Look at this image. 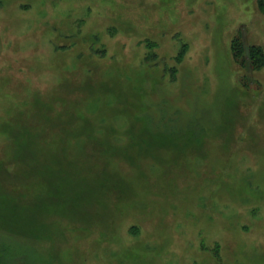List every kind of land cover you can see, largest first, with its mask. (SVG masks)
I'll return each instance as SVG.
<instances>
[{
    "label": "rangeland",
    "instance_id": "rangeland-1",
    "mask_svg": "<svg viewBox=\"0 0 264 264\" xmlns=\"http://www.w3.org/2000/svg\"><path fill=\"white\" fill-rule=\"evenodd\" d=\"M255 0H0V264H264Z\"/></svg>",
    "mask_w": 264,
    "mask_h": 264
},
{
    "label": "trees",
    "instance_id": "trees-1",
    "mask_svg": "<svg viewBox=\"0 0 264 264\" xmlns=\"http://www.w3.org/2000/svg\"><path fill=\"white\" fill-rule=\"evenodd\" d=\"M256 6L259 11L264 12V0H255ZM231 49L235 53L236 56L239 54L245 53L248 56V59L252 60L256 65L255 67L258 68V64L263 63V48L260 45H250L246 50H244L243 45L238 41L237 38H233L231 42Z\"/></svg>",
    "mask_w": 264,
    "mask_h": 264
}]
</instances>
